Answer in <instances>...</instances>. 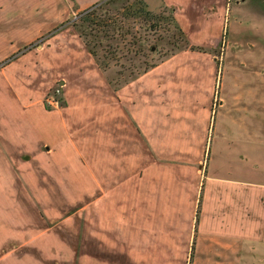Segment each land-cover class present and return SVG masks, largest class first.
Wrapping results in <instances>:
<instances>
[{
  "label": "rangeland",
  "instance_id": "374dc122",
  "mask_svg": "<svg viewBox=\"0 0 264 264\" xmlns=\"http://www.w3.org/2000/svg\"><path fill=\"white\" fill-rule=\"evenodd\" d=\"M144 1L154 13H162L168 19L173 15L188 41L204 50L177 49L178 34L174 37V25L165 19L157 30L145 29L142 23L130 20L131 33L136 36L123 34L127 24L120 27L123 15L116 10L127 0H118L106 7L110 21L116 25V30L111 25L114 37L102 33L99 39L87 37L93 40L92 44H102L94 48L95 56L91 52L93 45H86L81 32L90 30L83 24L82 12L93 10L94 4L85 9L73 5L71 12L65 11L59 22L47 30L15 34L21 43L10 52L3 50L0 73L15 61L13 73L25 75L19 86L40 92L41 104L47 109L53 108L47 98L60 88L61 93L55 95V108L63 109L69 104L65 90L69 89L68 83L72 82L71 91L74 89L72 75L88 71V76H93L86 83L88 86H82L84 91H114L144 74H136L138 69L155 63L149 70L156 67V73L163 76L161 88L165 92L161 93V105H174L176 118L174 143H169L164 139L169 136L167 122L161 116L160 148L175 151L171 152L172 159L145 158L139 174L145 187L146 182L149 188L153 182L152 201L161 213L163 207L175 209L177 233L172 237H177V241L161 244V251L156 254L159 258L128 256L125 249L131 255L134 244H121L110 232L105 237L98 213L90 210L89 219L88 196L75 195L68 198L80 207L79 211L69 212L74 213L72 218L55 229L63 242H48L42 250H60L61 245L65 255L56 264H264V241L255 243L260 237L264 239V195L253 212L236 197L231 198L233 194L226 198L222 188L229 180L244 185L264 184V0ZM107 9L102 11L106 13ZM115 49L117 53L113 52ZM63 58L74 66L56 64ZM98 62L107 67L102 68ZM188 109L197 111L201 130L190 131L193 115ZM202 111H207V117ZM133 122L129 116V124ZM148 190L144 191L145 200L152 199ZM26 196L19 198L24 202ZM64 200L68 203L66 196ZM238 212L257 226V234L251 228L247 242L243 238L239 241L238 232L245 230L246 225ZM215 221L225 229L228 227L226 230L237 226L236 234L223 235L219 231L221 235L217 236L216 227L212 226ZM26 250L34 249L28 246Z\"/></svg>",
  "mask_w": 264,
  "mask_h": 264
},
{
  "label": "crops",
  "instance_id": "0c3cea01",
  "mask_svg": "<svg viewBox=\"0 0 264 264\" xmlns=\"http://www.w3.org/2000/svg\"><path fill=\"white\" fill-rule=\"evenodd\" d=\"M99 1L0 0V60L5 56L3 50L10 52L21 43L15 34H38L59 22L73 5L85 9ZM14 62L0 73V264H56L62 260L65 252L61 245L60 250L48 251L42 246L63 242L55 229L79 211L80 207L69 199L75 195L88 196L89 211L98 213L105 237L110 232L121 244H134L131 255L125 249L128 256L159 258L156 254L161 251V244L177 241V237H172L177 233L176 212L163 207L161 213L152 201L153 182L150 188L146 182L145 187L139 172L145 158L172 159L171 152L175 151L160 148L161 116L167 122L169 136L164 139L169 143L173 142L176 129L175 106L161 105V93L165 92L161 88L163 76L156 73L155 67L118 90L89 92L82 86H88L86 83L93 76H88V71L74 74L73 91L72 82L65 89L69 104L63 109H47L41 104L40 92L19 86L25 75L13 73ZM55 62L68 64V68L74 66L64 58ZM61 83L66 86L64 81ZM187 111L193 115L190 131L201 130L197 111ZM201 113L208 115L207 111ZM146 188L151 190V200L144 199ZM222 188L226 198L233 194L231 198L236 197L253 212L264 195L263 183L244 185L229 180ZM21 195H27L24 202ZM64 196L68 203H64ZM238 215L246 225L245 230L238 232V239L247 242V234L251 228L257 234V226L249 223L242 212ZM215 222L212 226L216 227L217 236L221 235L219 231L223 235L236 234L237 226L226 230L228 227ZM262 239L255 243H262ZM28 246L34 250H26Z\"/></svg>",
  "mask_w": 264,
  "mask_h": 264
},
{
  "label": "trees",
  "instance_id": "16d2710c",
  "mask_svg": "<svg viewBox=\"0 0 264 264\" xmlns=\"http://www.w3.org/2000/svg\"><path fill=\"white\" fill-rule=\"evenodd\" d=\"M116 2H118V0H101V2L99 3H95L93 5L94 9H86L84 12H82V14L84 15L82 21L83 24L86 25V28H90L89 32H87V30H82V35L85 36L86 39V45H91L93 42V40H87V37L89 36H93L94 38L99 39V37H101L100 35H104L107 37H114V33H110L113 30H116V25L112 24V21H110V14H108L109 10L106 8L107 6H110L111 4H115ZM92 7V8H93ZM103 10H106V13H104ZM121 10H124L123 12H121ZM102 11V12H101ZM116 12L122 13L123 17H121L122 20V25H120V27H126L125 25L127 24V29L125 31H121L123 32V34L125 35H130L131 37H135L136 35L134 33H131V26L129 25L130 20H133L134 22H140L143 24V28L145 29H156L157 27L160 26L162 27V21L165 19L166 22H170L173 23V30H174V37L178 34L179 40L180 42H177V44L175 43V46L177 47V49H183V48H189L191 50H197V51H203L204 48L201 46H196L191 44L188 39L185 37V34L183 32V30L176 24L175 18L173 15H171L170 19H168L167 17H164L162 13H154L153 11L148 9V5L146 4V2L144 0H134L132 2H129L127 0V2L122 3V5L120 7H118V10H116ZM127 13V14H126ZM126 14V16H124ZM168 19V20H167ZM110 21V22H109ZM126 21V22H125ZM115 23V22H114ZM113 30H112V27ZM119 28V27H118ZM166 29V28H165ZM119 30V29H118ZM121 30V28H120ZM102 33V34H101ZM120 33V32H119ZM176 34V35H175ZM120 35H122L120 33ZM141 36H139L138 39H140ZM138 39H135L138 41ZM101 41V40H99ZM139 42V41H138ZM180 43V44H178ZM92 49L91 52L96 56V51L94 48H97L98 46L102 45L101 42L99 43H95L92 44ZM94 49V50H93ZM142 51V49H140ZM114 53H117V50L115 49L113 51ZM99 65L102 68L107 67L106 65H104L101 62H98ZM156 64L152 63V64H147L144 67H142V69H138V71L136 72V74H141V73H146L147 71H149L150 68L154 67ZM122 73V72H121ZM134 74V75H136Z\"/></svg>",
  "mask_w": 264,
  "mask_h": 264
},
{
  "label": "built area",
  "instance_id": "2783aa9c",
  "mask_svg": "<svg viewBox=\"0 0 264 264\" xmlns=\"http://www.w3.org/2000/svg\"><path fill=\"white\" fill-rule=\"evenodd\" d=\"M61 89L60 88H57L54 92V95H49V97L47 98V101L52 104L53 106H56L57 107V100H56V97L55 95H59L61 92Z\"/></svg>",
  "mask_w": 264,
  "mask_h": 264
}]
</instances>
